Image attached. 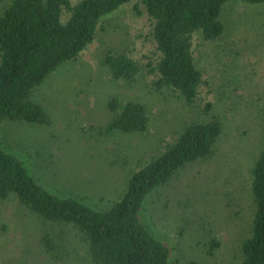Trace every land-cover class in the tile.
<instances>
[{
  "label": "rangeland",
  "instance_id": "rangeland-1",
  "mask_svg": "<svg viewBox=\"0 0 264 264\" xmlns=\"http://www.w3.org/2000/svg\"><path fill=\"white\" fill-rule=\"evenodd\" d=\"M7 3L0 0V12ZM133 5L127 3L107 15L79 57L58 66L36 91L35 99L54 121V128L2 126L5 147L11 144L32 150L28 165L39 182L98 207L117 200L129 175L157 155L164 142L176 137L188 111L172 91H150L143 77L129 86L114 82L101 65L108 48H128L129 55L140 62L154 50L145 39L150 29L147 16L137 13ZM136 5L143 10L138 2ZM222 18L226 25L223 37L198 46L195 38L192 48L203 79L209 81L200 87L201 101L217 107L223 136L211 158L194 165V170L187 167L173 180V188L155 192L154 201L142 213L153 231L173 245L168 264H240L238 245L251 228L249 169L264 136L260 111L264 106V4L231 1L223 8ZM233 50L239 51L237 56ZM112 94L148 105L151 120L145 133L98 131L110 118L106 103ZM39 136L48 137L46 145ZM36 142L39 147L33 149ZM22 149L17 151L26 154ZM184 186L194 192L190 195L193 208L163 205V198L176 196ZM149 215L155 220L150 221ZM40 230L41 223L19 209L14 200L0 201V264H70L43 250ZM59 231L60 226L54 229ZM66 236L71 239L74 234L67 232ZM213 237L219 246L209 255L205 244Z\"/></svg>",
  "mask_w": 264,
  "mask_h": 264
},
{
  "label": "trees",
  "instance_id": "trees-1",
  "mask_svg": "<svg viewBox=\"0 0 264 264\" xmlns=\"http://www.w3.org/2000/svg\"><path fill=\"white\" fill-rule=\"evenodd\" d=\"M231 1L235 0H8L0 12V201L14 200L19 209L41 223L39 243L54 259L58 256L59 261L69 260L70 264L169 263L173 245L153 231L142 213L154 201L155 192L173 188L171 183L187 167L194 170V165L211 158L223 136L217 107L201 101L200 87L209 81L203 79L192 46L195 38L198 46L223 37L222 11ZM237 1L264 4V0ZM131 2L137 13L147 16L150 29L145 39L154 50L140 62L129 55L128 48H108L101 65L114 82L129 86L143 77L150 91H172L188 111L176 137L164 142L157 155L129 175L117 200L98 207L39 182L28 165L32 150L11 144L5 147L2 126L54 128V121L35 99L36 91L58 66L79 57L107 15ZM232 53L237 56L239 51ZM106 109L110 118L97 127L104 134H142L150 125L151 111L142 100L112 94ZM260 111L264 121V106ZM47 138L39 136L44 145ZM259 143L249 169L252 222L238 245L240 264H264V136ZM38 147V142L33 144V149ZM21 149L27 155L17 151ZM178 191L176 196L158 200L167 206L193 208L190 195L194 192L185 186ZM146 217L155 220L153 215ZM185 220L189 222L188 216ZM58 226L60 231L55 233ZM67 232L74 236L68 239ZM218 246L217 239L211 238L205 244L206 254L211 255ZM62 247L65 249L60 251Z\"/></svg>",
  "mask_w": 264,
  "mask_h": 264
}]
</instances>
